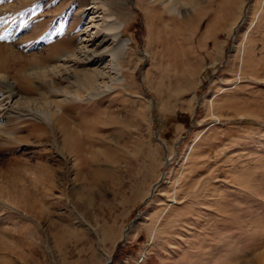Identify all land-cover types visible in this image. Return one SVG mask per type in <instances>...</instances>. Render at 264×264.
<instances>
[{
  "label": "rangeland",
  "instance_id": "374dc122",
  "mask_svg": "<svg viewBox=\"0 0 264 264\" xmlns=\"http://www.w3.org/2000/svg\"><path fill=\"white\" fill-rule=\"evenodd\" d=\"M127 1L0 0V69L29 105L28 68L74 47L93 2L130 39L111 89L52 121L8 114L0 264H264V0ZM69 73L40 79L43 101L78 88Z\"/></svg>",
  "mask_w": 264,
  "mask_h": 264
},
{
  "label": "bare ground",
  "instance_id": "6f19581e",
  "mask_svg": "<svg viewBox=\"0 0 264 264\" xmlns=\"http://www.w3.org/2000/svg\"><path fill=\"white\" fill-rule=\"evenodd\" d=\"M130 2H132V0H128L127 4ZM190 2L192 1L160 0V3L163 6L168 7L170 11L179 14H181L180 9L183 6L190 4ZM135 3H137V1H135ZM80 15L82 16L81 25L73 34V37L76 40L74 47L70 49H62L56 55L54 62H50L45 66H41V63L37 66H30L28 68L29 80L27 81V87L39 90L41 98V96L45 94L42 90L41 78H46L51 82H55L56 74L58 76L61 73L63 76V73L67 72H81L84 76L77 79V82H79L78 88L75 90H67L66 88L68 85L63 88H57V90L63 95L60 101L57 100L59 102L50 99L47 102L43 101L42 98H39L40 104L35 103L34 106L31 104L29 105L32 97L27 96L22 92V87L20 88L18 86V81L12 78L10 73L1 68L3 71L0 69V83L6 84L8 90L0 89V133L6 131L9 119L8 114L15 111L18 113L19 109H21V105L27 106V110L31 112L30 115H41L49 121H52L55 112H59L61 109L60 102L66 100L69 94H73L76 98H81L82 91L93 96L99 95L112 88L111 83H106L102 91L98 90L97 81L99 80V76H108L112 82L122 81L124 79L121 72L120 62L127 52L128 46L130 45V39L121 40L120 36L123 22L118 20L114 14L110 12L107 5L99 6L97 2H93L92 5L84 9ZM167 45L169 46V44ZM97 47L101 48L105 54L102 58V64L100 62L101 57L97 55ZM88 65H96L94 73L88 71ZM170 66H175L176 70L183 74V68L180 63H171ZM164 71L165 69H160V74L163 75V77L167 75V71ZM51 89L55 90L56 88L52 87ZM27 110L26 112H28ZM77 139L78 135L75 134L74 142Z\"/></svg>",
  "mask_w": 264,
  "mask_h": 264
},
{
  "label": "water",
  "instance_id": "95a60500",
  "mask_svg": "<svg viewBox=\"0 0 264 264\" xmlns=\"http://www.w3.org/2000/svg\"><path fill=\"white\" fill-rule=\"evenodd\" d=\"M110 260L106 261L105 264H108Z\"/></svg>",
  "mask_w": 264,
  "mask_h": 264
}]
</instances>
